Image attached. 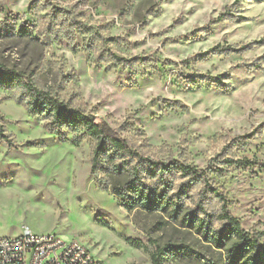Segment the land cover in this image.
Here are the masks:
<instances>
[{"label": "rangeland", "instance_id": "obj_1", "mask_svg": "<svg viewBox=\"0 0 264 264\" xmlns=\"http://www.w3.org/2000/svg\"><path fill=\"white\" fill-rule=\"evenodd\" d=\"M0 65L145 158L207 179L182 194L181 174L166 176L177 215L125 210L91 176L88 139L59 141L28 114L24 88L0 87V222L77 241L104 264H225L209 243L223 225L217 192L264 243V0H0Z\"/></svg>", "mask_w": 264, "mask_h": 264}, {"label": "trees", "instance_id": "obj_2", "mask_svg": "<svg viewBox=\"0 0 264 264\" xmlns=\"http://www.w3.org/2000/svg\"><path fill=\"white\" fill-rule=\"evenodd\" d=\"M223 19L224 17L220 15L217 19H212L211 23L216 24ZM216 51L224 52L219 48ZM114 60L117 66L118 62H123L122 59ZM191 81L193 84L197 83L195 78ZM15 86L24 88L29 98L25 103L28 114L45 121V128L59 138V141L65 142L68 134L73 135L70 142L75 147H79L84 139L90 141L91 176L96 183L102 174L107 177L103 180V187L99 188L110 191L125 210L142 209L151 213L172 208L171 211L177 215L181 211L180 199L177 195L169 197L170 187L166 181V176L173 170L186 180L180 186L182 194L194 183L207 182L205 174L193 167L176 162L162 164L145 158L138 147L122 138L120 132L105 121L97 120L71 103L59 100L48 91L37 89L29 78H24L19 72L0 65V87L11 89ZM0 139L9 143L2 127ZM224 164L249 168L254 163L248 160H226ZM145 174L151 179L158 176L156 179L158 185L154 187L143 182ZM215 194L222 203L223 225L212 233L209 243L219 251H226L225 264H264V243L261 242L263 233L251 235L245 232L239 221L229 213L225 198L217 192ZM152 259L156 262L158 258Z\"/></svg>", "mask_w": 264, "mask_h": 264}, {"label": "built area", "instance_id": "obj_3", "mask_svg": "<svg viewBox=\"0 0 264 264\" xmlns=\"http://www.w3.org/2000/svg\"><path fill=\"white\" fill-rule=\"evenodd\" d=\"M0 264H104L89 249L54 233L22 226L16 236L0 237Z\"/></svg>", "mask_w": 264, "mask_h": 264}, {"label": "crops", "instance_id": "obj_4", "mask_svg": "<svg viewBox=\"0 0 264 264\" xmlns=\"http://www.w3.org/2000/svg\"><path fill=\"white\" fill-rule=\"evenodd\" d=\"M4 217H0V219H3ZM8 220V219H7ZM7 220H4V222H0V224L1 223H3L4 224V226H1L0 225V230H3V229H5V231L7 232V231H12V232H16V235H18L19 233H20V230L17 228V227H15L14 225H13V223H12V225H10L9 224V221H7ZM1 221V220H0ZM29 227V226H28ZM32 229V231H34L35 233H42V232H39V231H36V230H33V228H31ZM5 233V232H4ZM3 233V234H4ZM43 233H53V232H43ZM1 234V233H0ZM3 236H6V235H3Z\"/></svg>", "mask_w": 264, "mask_h": 264}, {"label": "bare ground", "instance_id": "obj_5", "mask_svg": "<svg viewBox=\"0 0 264 264\" xmlns=\"http://www.w3.org/2000/svg\"><path fill=\"white\" fill-rule=\"evenodd\" d=\"M65 238V237H64Z\"/></svg>", "mask_w": 264, "mask_h": 264}]
</instances>
